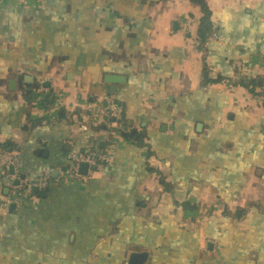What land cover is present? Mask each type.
Returning a JSON list of instances; mask_svg holds the SVG:
<instances>
[{
  "label": "crops",
  "instance_id": "0c3cea01",
  "mask_svg": "<svg viewBox=\"0 0 264 264\" xmlns=\"http://www.w3.org/2000/svg\"><path fill=\"white\" fill-rule=\"evenodd\" d=\"M0 144V264H264V0H0Z\"/></svg>",
  "mask_w": 264,
  "mask_h": 264
},
{
  "label": "built area",
  "instance_id": "2783aa9c",
  "mask_svg": "<svg viewBox=\"0 0 264 264\" xmlns=\"http://www.w3.org/2000/svg\"><path fill=\"white\" fill-rule=\"evenodd\" d=\"M214 36V35H213ZM234 69H240L241 63L238 60H234L232 63ZM40 91H46L45 89H40ZM102 110L106 121H110L114 126L120 124V121L123 116V107L116 103L111 98H106L102 103ZM70 159L74 165L72 166L70 173L79 179H84L79 173L78 168L82 163H86L89 166L88 174L92 173L93 167L102 160H106L104 155H98L96 153H81L77 155H71ZM0 162L5 167V169L13 168L14 174L11 176L13 180L18 181L17 184L13 186V195L17 196L21 192H30L33 188H44L46 182H29L26 179H20L17 173L18 160L14 152L5 150L0 151Z\"/></svg>",
  "mask_w": 264,
  "mask_h": 264
},
{
  "label": "trees",
  "instance_id": "16d2710c",
  "mask_svg": "<svg viewBox=\"0 0 264 264\" xmlns=\"http://www.w3.org/2000/svg\"><path fill=\"white\" fill-rule=\"evenodd\" d=\"M202 7V11L204 13V16L202 17V20L200 22L199 25V29H198V36L201 38L202 41L205 42V40L208 38V36L211 34L212 30H211V24L209 22V12L206 9L205 5L201 2L198 1ZM252 81H246L244 84L248 87L249 84H251ZM122 122V119H121ZM124 136L126 139L128 140H132L131 135L124 133ZM0 149L1 151H5L7 149V147L5 145L0 144Z\"/></svg>",
  "mask_w": 264,
  "mask_h": 264
},
{
  "label": "water",
  "instance_id": "95a60500",
  "mask_svg": "<svg viewBox=\"0 0 264 264\" xmlns=\"http://www.w3.org/2000/svg\"><path fill=\"white\" fill-rule=\"evenodd\" d=\"M105 81L108 82V83H118L120 80H119V77L107 76ZM86 168H87L86 164H81L80 167H79L80 173L84 174ZM9 170H10V172H13V168H10ZM20 178L22 179V177H20ZM36 192H37V188H34L33 189V193H36Z\"/></svg>",
  "mask_w": 264,
  "mask_h": 264
}]
</instances>
